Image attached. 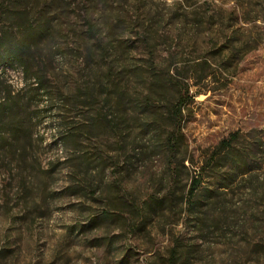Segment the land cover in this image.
Wrapping results in <instances>:
<instances>
[{"label": "rangeland", "instance_id": "374dc122", "mask_svg": "<svg viewBox=\"0 0 264 264\" xmlns=\"http://www.w3.org/2000/svg\"><path fill=\"white\" fill-rule=\"evenodd\" d=\"M8 33L46 95L0 63V264H264V0H0Z\"/></svg>", "mask_w": 264, "mask_h": 264}, {"label": "trees", "instance_id": "16d2710c", "mask_svg": "<svg viewBox=\"0 0 264 264\" xmlns=\"http://www.w3.org/2000/svg\"><path fill=\"white\" fill-rule=\"evenodd\" d=\"M11 4L15 5L13 2H11ZM20 7H22V3L19 5ZM9 33L6 36V39L4 36H2L0 38V48L2 50V59L0 60V63L3 64L8 63V64H14L17 63L18 65H20L21 67V72L24 73L25 75V80L28 78L30 80H33L31 82L30 85L33 84L31 89H34V91L39 92L41 95H46V88L45 86L42 84L41 79L39 78V76L37 75H32V74H28L27 73V67L23 65L22 59L24 58V54L21 51V47L24 46V44L22 45V40L19 38L17 41L14 40V38L12 36L9 37ZM9 37V38H8ZM5 42V43H4ZM29 85V84H28ZM26 86V84H25ZM28 88H30V86H28ZM188 90H185V92L187 93ZM10 92H8L9 94ZM10 98H14V96H10ZM9 100V99H8ZM181 97H179L176 101L175 106L173 105L172 107H174V110L171 111V114L173 117H175V119L177 120V122L179 123V118L178 116L181 113L182 110V103H181ZM10 108H6V110H9ZM178 126H174V131L177 130ZM60 136V141H62V136L63 135H68L71 134L72 131L71 130H66L65 132L59 131L58 132ZM65 133V134H64ZM176 135L174 133H170V136L168 137L167 140V144H168V149L171 151L172 155L175 154V152L177 151V144H178V138L175 137ZM66 137V136H65ZM214 155L212 154L210 156V158H213ZM236 163H239V161H235ZM208 162L205 161L202 166H200L199 171L197 172V176H195L192 179V182L190 184V187L188 189V197L186 199V203L187 206H195V203L193 201V198L195 196L196 190L198 189L199 185H200V174L202 173V171L204 169H206L208 167ZM249 170V169H248ZM248 170H241L240 171V175L246 172H249ZM236 174V173H235ZM199 175V176H198ZM227 187L225 184H220L218 185V188H224Z\"/></svg>", "mask_w": 264, "mask_h": 264}, {"label": "clouds", "instance_id": "9594fccd", "mask_svg": "<svg viewBox=\"0 0 264 264\" xmlns=\"http://www.w3.org/2000/svg\"><path fill=\"white\" fill-rule=\"evenodd\" d=\"M169 3H171V0H169Z\"/></svg>", "mask_w": 264, "mask_h": 264}]
</instances>
